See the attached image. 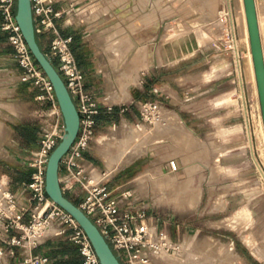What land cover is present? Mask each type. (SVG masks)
I'll return each instance as SVG.
<instances>
[{
  "label": "rangeland",
  "instance_id": "obj_1",
  "mask_svg": "<svg viewBox=\"0 0 264 264\" xmlns=\"http://www.w3.org/2000/svg\"><path fill=\"white\" fill-rule=\"evenodd\" d=\"M226 1L139 0L141 67L153 70L151 76L160 88L158 100L152 108L145 107V101L133 106L138 118L130 123L134 129L145 126L142 135L121 145L118 140L109 143L108 138L126 122L107 123L98 126L90 149L100 164L93 180L105 177L112 188L125 184L148 211L164 218L160 228L171 235L175 246L170 253L160 251L166 257L158 263L264 264V121L253 56V73L247 61L244 0H230L234 33ZM257 8L264 48V0H258ZM107 46L114 51L126 47ZM216 57L224 72L222 85L217 90L193 91L196 97L190 99L188 81L211 82L215 72L210 66ZM131 64L119 68V89L108 93L116 105H125L128 84L141 79L139 68ZM226 70L231 75L226 76ZM130 89L138 93L136 87ZM132 148L142 154L130 162L117 160L119 152ZM172 159L178 162L175 171L169 167ZM170 175L177 177L173 188L167 186ZM185 181L191 193L200 194L189 197L183 191Z\"/></svg>",
  "mask_w": 264,
  "mask_h": 264
},
{
  "label": "built area",
  "instance_id": "obj_2",
  "mask_svg": "<svg viewBox=\"0 0 264 264\" xmlns=\"http://www.w3.org/2000/svg\"><path fill=\"white\" fill-rule=\"evenodd\" d=\"M60 0H32L37 34L51 32L49 58L55 62L76 103L80 114L77 137L60 162V182L63 190L97 224L123 264H154L157 253H170L175 243L171 236L149 221L148 208L140 204L131 188L121 184L115 188L105 177L93 180L96 168L86 153L91 149L98 128L97 116L102 104L86 87L85 75L72 48V36L61 33L57 19L72 17L74 5L65 10L55 8ZM17 0H0L1 27L15 49V59L23 69L21 80L31 82L43 92L36 99L47 103L41 113L39 147L33 152L31 181L22 191H11L0 185V264L16 256V247L27 243L37 245L48 236L49 228L57 226L55 235H65L74 241L84 257V264H101L86 231L74 216L57 204L46 191L47 163L52 151L65 133L63 113L54 86L32 54L16 20ZM154 102L144 104L152 108ZM114 103L105 104L111 112ZM172 171L178 162L170 160ZM22 264H50L45 254L24 258Z\"/></svg>",
  "mask_w": 264,
  "mask_h": 264
},
{
  "label": "crops",
  "instance_id": "obj_3",
  "mask_svg": "<svg viewBox=\"0 0 264 264\" xmlns=\"http://www.w3.org/2000/svg\"><path fill=\"white\" fill-rule=\"evenodd\" d=\"M71 3L74 14L58 18L57 25L63 35L72 36V48L84 72L86 87L102 104L103 111H106L105 104L114 101L108 93L119 89L116 78L119 68L129 62H132L133 68H139L141 79L139 83L128 84L130 97L123 102L125 105L114 102L112 111L115 110V118L97 120L98 126L123 122L131 124L138 118V113L133 111L134 104L139 106L142 101H157L160 90L151 76L153 70L141 67L142 3L139 0H60L55 8L65 10ZM2 21L0 13V185L11 191H22L31 181L33 167L30 161L40 145V115L47 108V103L36 99L43 92L38 86L21 80L23 69L15 59V49L1 27ZM51 35V32L40 35L45 51L49 48ZM116 43L126 47L114 51L107 46ZM213 63L210 67L215 75L211 82L188 81L186 91L191 94L188 95L190 99L196 97L192 95L193 91L217 90L222 85L224 72L221 61L216 57ZM125 73L128 74L129 70ZM226 74L229 76L231 72L226 70ZM131 86L138 89L137 94L129 90ZM86 155L98 171L100 164L92 151L89 150ZM148 212L149 221L160 228L164 218ZM37 254L49 256L50 264H84L78 245L65 235L52 232L37 245L27 243L24 247H16V256L5 258L3 264H22L25 257ZM166 263L156 261V264Z\"/></svg>",
  "mask_w": 264,
  "mask_h": 264
},
{
  "label": "water",
  "instance_id": "obj_4",
  "mask_svg": "<svg viewBox=\"0 0 264 264\" xmlns=\"http://www.w3.org/2000/svg\"><path fill=\"white\" fill-rule=\"evenodd\" d=\"M251 41L262 116L264 121V48L256 0H244ZM16 20L37 62L51 80L60 104L65 133L52 151L46 171V191L61 207L71 213L89 236L101 264H123L105 235L85 211L63 190L60 182V162L78 135L80 114L76 103L55 63L49 58L38 41L34 24L32 0H17Z\"/></svg>",
  "mask_w": 264,
  "mask_h": 264
},
{
  "label": "bare ground",
  "instance_id": "obj_5",
  "mask_svg": "<svg viewBox=\"0 0 264 264\" xmlns=\"http://www.w3.org/2000/svg\"><path fill=\"white\" fill-rule=\"evenodd\" d=\"M257 3V2H256ZM226 4H227V11H228V15H229V21H230V27H231V31L234 33L235 32V29H234V17H233V10H232V5H231V1L230 0H227L226 1ZM244 5H245V3H244ZM244 17H245V19H246V22H247V25H248V21H247V17H246V12H245V6H244ZM258 17H260V16H258ZM259 23H260V19H259ZM264 25V24H263ZM261 28V27H260ZM264 27H262V29H263ZM244 37H245V35H244ZM234 38V37H233ZM246 42H247V51H248V58H247V61H248V63L250 64V66H251V72L253 73V65H252V51H251V41H250V34H249V28L247 29V36H246ZM235 50H236V56H237V62H238V66H239V74H241V72H242V64H241V59H240V53H239V50H238V47H237V45H236V41H235ZM144 64H145V62H144ZM248 69V68H247ZM249 72V71H248ZM255 74H256V72H255ZM253 75V74H252ZM235 91V90H234ZM115 94V93H114ZM117 95V94H116ZM118 96V95H117ZM120 97H121V95H119ZM122 97H125V96H122ZM127 97V96H126ZM233 98V97H232ZM123 99V101L126 99V98H122ZM113 101V100H112ZM244 101H245V99H244ZM237 106V105H236ZM247 112H248V110H247V107H246V105H245V114H246V116H247ZM172 120H174V118H176L175 117V115L174 114H172V115H170L169 116ZM174 122V121H173ZM176 125V124H175ZM143 127H145V126H143ZM142 127V128H143ZM134 129V127L131 125V124H129V123H125L122 127H119L118 129H117V131H116V133L113 135V136H110L109 138H108V142L109 143H112L113 142V140L115 141V140H118V145H121V141L123 142L124 140L126 141V140H131V139H133L134 137L136 138V136H138V135H142L143 134V132H142V130L143 129ZM176 128V127H175ZM115 131V130H114ZM181 131V130H180ZM252 135V134H251ZM179 136V135H178ZM262 136H263V139H264V126H263V130H262ZM179 138V141H180V137H178ZM251 138H252V136H251ZM184 139V138H183ZM182 140V139H181ZM186 141L185 142H187V139H185ZM111 141V142H110ZM264 141V140H263ZM181 142H184V141H181ZM252 142V141H251ZM251 144V143H250ZM124 145V144H123ZM119 149H123L121 146H120V148ZM135 148H132L130 151H123L122 153H120L119 152V154L118 153H115L116 155H117V160H119V161H122V162H130V161H132L134 158H136L139 154H142V152H140L139 150L140 149H136V150H134ZM107 152L111 155V153H112V150L109 148L108 150H107ZM118 161V162H119ZM110 171V170H109ZM264 172V171H263ZM110 174V173H109ZM264 174V173H263ZM95 176H97V175H95ZM169 179H170V182L172 181H175L176 179H177V177H176V175H170V177H169ZM140 182H142V181H140ZM168 183V188L170 187V188H173V187H175L176 186V183L175 182H173V183ZM189 181H185V182H183L182 183V187H183V191H185V193L187 194V195H189V197H192V196H195V195H197V194H200L199 192H195L194 193V191H193V193H191L189 190H188V186H189ZM140 186H141V188H146V186H145V184H143V183H141L140 184ZM191 186V185H190ZM158 187V186H157ZM194 190L195 188H191V190ZM202 189V188H201ZM144 190V189H143ZM164 192V191H163ZM170 193H171V191H170ZM164 194V193H163ZM200 196V195H199ZM198 196V197H199ZM164 197V196H163ZM166 197V196H165ZM168 197V196H167ZM175 198V197H174ZM173 198V199H174ZM193 198V197H192ZM196 199L195 200H198L197 199V196L195 197ZM177 199V198H176ZM176 201V200H175ZM193 202H194V200H193ZM196 202V201H195ZM194 205V204H193ZM59 230V228L57 227V226H51L50 228H49V232H52V233H56L57 231ZM165 251V250H164ZM167 252V251H166ZM167 253H169V252H167ZM164 257H166V255L165 254H162V253H157L156 255H155V257H154V264H156V261H157V263H158V259H160V258H164Z\"/></svg>",
  "mask_w": 264,
  "mask_h": 264
},
{
  "label": "trees",
  "instance_id": "obj_6",
  "mask_svg": "<svg viewBox=\"0 0 264 264\" xmlns=\"http://www.w3.org/2000/svg\"><path fill=\"white\" fill-rule=\"evenodd\" d=\"M37 37H38V41L40 42L41 46H42V43H41V39H40V35L37 34ZM43 48V46H42ZM44 49V48H43ZM55 63V62H54ZM115 118V110L114 111H111V112H108V111H102L100 114H99V117L97 116V120L98 121H110L112 119ZM68 196V194H66Z\"/></svg>",
  "mask_w": 264,
  "mask_h": 264
}]
</instances>
